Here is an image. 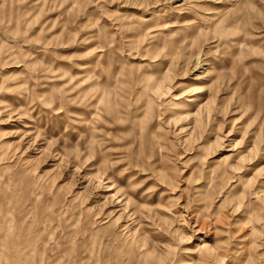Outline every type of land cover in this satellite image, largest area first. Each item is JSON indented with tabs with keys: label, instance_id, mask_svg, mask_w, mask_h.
<instances>
[{
	"label": "rangeland",
	"instance_id": "374dc122",
	"mask_svg": "<svg viewBox=\"0 0 264 264\" xmlns=\"http://www.w3.org/2000/svg\"><path fill=\"white\" fill-rule=\"evenodd\" d=\"M0 264H264V0H0Z\"/></svg>",
	"mask_w": 264,
	"mask_h": 264
}]
</instances>
